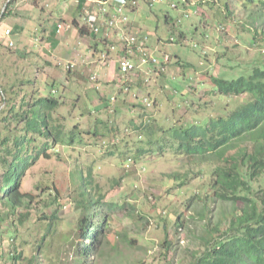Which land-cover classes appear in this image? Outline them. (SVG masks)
Returning a JSON list of instances; mask_svg holds the SVG:
<instances>
[{"label":"rangeland","instance_id":"1","mask_svg":"<svg viewBox=\"0 0 264 264\" xmlns=\"http://www.w3.org/2000/svg\"><path fill=\"white\" fill-rule=\"evenodd\" d=\"M10 1L0 0V83L9 100L0 112V134L13 143L21 129L46 127L40 112L34 113V122L18 121L11 108L16 104L19 109L25 99L34 97L63 98L58 114L67 125L58 140L38 138V148L49 147L48 153L36 154L24 170L21 190L32 195L16 211V218L29 212L25 223L16 227V242L28 259L16 264H28L31 258L36 264H77V250L92 236L85 235L78 223L85 209L79 203L82 191L94 202L102 199L99 210L110 213L113 221L109 238L87 255L86 264L188 262L204 245L206 220L198 214L203 201L190 198L209 192L197 175L209 167L165 147L164 155L150 153L134 163L130 159L137 157L138 150L154 146L151 132L140 137L134 128L150 113L162 126L160 136L193 102L204 119L220 95L213 91L217 88L213 78L237 79L251 64L264 67V0H163L153 5L141 0L136 11L128 10L129 24L149 37L158 55L170 56L165 74H153L141 86L147 76L122 73L111 41L80 36L74 19L84 24L85 12L78 0H14L4 15ZM57 24L63 28L56 32ZM8 28L12 34L4 37ZM140 87L143 95L151 91V98L157 100L154 108H144L143 96H135ZM187 113L188 120L199 115ZM28 135L26 140L38 136ZM175 172L188 173L189 185L176 187L170 177ZM170 186L172 198L165 193ZM224 204L209 198L214 220L223 214ZM14 210L0 200V216L5 217L0 220V264L9 261L7 253L1 256L12 242L6 232L13 215L7 212ZM171 212H184L183 226ZM89 216L90 224L101 222L93 211ZM166 239L171 243L166 244Z\"/></svg>","mask_w":264,"mask_h":264},{"label":"trees","instance_id":"2","mask_svg":"<svg viewBox=\"0 0 264 264\" xmlns=\"http://www.w3.org/2000/svg\"><path fill=\"white\" fill-rule=\"evenodd\" d=\"M13 1H10L4 15ZM78 3L84 12L91 10V8L92 11L100 9V4L90 0H78ZM149 4L151 3L149 2ZM128 5V10L134 12L138 9L139 3H129ZM172 7L176 8L177 5L173 4ZM74 25L78 27L81 37L88 36V39L99 40L103 43L111 41L118 48L117 52L122 53L124 51L122 47L120 48L117 36L109 40L106 36L99 35L93 28L79 24L76 19H74ZM127 29L130 31L137 30L131 24L127 25ZM58 30L57 24L56 32ZM102 32H105V30H102ZM255 38L256 40L258 39L257 36ZM97 44L98 42L95 45ZM158 52L159 50L157 49V55ZM158 57L162 64L158 63L155 69L158 70V75L160 76L165 74L166 67L170 63V56L169 60L165 61V55H158ZM119 69L121 71L120 66ZM140 71V69L135 70L137 74H140ZM143 79L140 86L146 85L144 84L146 81ZM213 79L217 86V88H213V91L217 94L219 92L220 95L218 94L217 96L218 103L216 106L211 105L212 110L207 114V117L203 119L202 114L194 108L193 104L195 102L190 103L188 108L181 113V117L175 125L164 128L161 131L162 134L158 136L162 126L160 128L157 125L154 115L149 113L145 116L146 119L143 116L141 123L138 122L134 129L139 131L140 137H142L141 134L144 132H151L150 143L154 146L148 150H138L137 157L130 160H133L134 163L139 162L143 156L146 158L150 153L162 156L164 155L162 148L165 147V150H177V154L181 158H189L199 164L208 165V169L204 170L201 168L197 175H201L200 179L204 180L203 186H206L209 192L206 196L195 193L190 198V201H194L197 198L203 201V206L198 211V214L202 219L206 220L207 227L205 235L202 237L204 245L200 249L195 250L192 258L185 264H264V67L251 64V67L244 71V75L237 79ZM0 88H2L1 83ZM125 88L128 89V87ZM142 89L140 87L139 92L135 96L137 98L143 96L144 108H154L157 100L151 98V91L143 95ZM1 90L3 91V89H0V112L5 101H9L7 96H5V92L3 91V94ZM145 97L152 100L151 105H147L144 102ZM111 98L115 99L117 96ZM112 99L109 98V102ZM63 105V98L51 96L34 97L30 101L25 99L19 109L14 104V107L11 108L16 112L15 117L18 118V121L34 122L35 120H31L34 113L38 115L40 112L46 127L37 129L33 125L30 130L21 129L13 143L9 141L8 137L3 138L0 134V170H2L0 200L5 206H9L13 210L16 209L7 212V216L13 215V219L8 224L10 228L6 232L12 238V242L9 244L7 252L4 251L1 257L4 258L7 253L8 259L12 264H16V261L19 260L28 259L26 250L19 251L16 242L18 239L16 227L17 225H23L29 216V212L22 211L21 215L16 218V211L17 209H23L24 203H27L26 197L32 195L21 190L23 173L25 169L32 165V160L36 154H46L49 149V147L39 149L40 141L38 138L46 136L47 138L54 137V140H58L59 135L64 133L67 126L64 123L65 117L58 114L59 109ZM36 106H38L39 110ZM189 110H192V113L199 114L198 117L188 120L187 112ZM115 111L113 109L111 113ZM186 121L188 124H185ZM31 132L37 133L38 136H33L26 140L29 137L28 133ZM24 141H29V145L21 146L20 143ZM146 152L148 154H145ZM170 177L174 182L178 183L176 187L180 189L185 185H189L188 180L190 178L188 173L175 172L170 174ZM172 189L174 188L170 186L165 192L169 198L174 195ZM81 196L79 203L85 209L78 223L81 224L82 229L84 228L85 235L91 232L92 236L89 244L77 250L74 262L86 264L87 255L96 251L98 245H101L109 238L113 221L110 213L99 210L101 207L100 203H103L102 199L94 202L90 196H87V191H82ZM210 197H213L214 200L219 199L226 205L225 210L222 211L223 214L217 220H214L210 215L212 211V208L209 207ZM90 211H93V216L98 220L101 219V222L90 224L92 221L91 216H89ZM183 213L172 214L171 212L170 216L175 218L177 216L176 221L183 226ZM0 220L4 221L5 217L1 215ZM52 223V221L49 222V230ZM91 228L93 231H90L92 230ZM46 235L43 236V239H45ZM169 242V240H165L166 244ZM42 246V244H39L38 249L40 252L42 251ZM6 261L9 262L8 260ZM7 262L5 263L8 264ZM28 264L36 263L31 258Z\"/></svg>","mask_w":264,"mask_h":264},{"label":"built area","instance_id":"3","mask_svg":"<svg viewBox=\"0 0 264 264\" xmlns=\"http://www.w3.org/2000/svg\"><path fill=\"white\" fill-rule=\"evenodd\" d=\"M97 1L100 4V9L86 10L84 15V24L89 28H93L99 35L106 36L109 40L117 36L120 42V48L124 49V53L117 52L118 48L111 44V50L118 53L119 66L122 73H134L136 69H140L145 76V81L148 82L153 74H158L155 66H158L160 59L157 55V48L153 46L147 35L138 33L137 31H130L127 29L130 17L127 13L128 4H138L139 0H90ZM152 5L163 0H148ZM173 6V5H172ZM103 13V14H101ZM62 29V24L58 25ZM105 30V32H102ZM12 34L10 28L5 30L4 37ZM9 46H15L13 41H9ZM115 57V56H114ZM106 60L108 59L105 58ZM113 59V55H112ZM112 59L110 61H112ZM169 60V56L165 55L164 61ZM109 62V59L107 60ZM162 62L160 63V65ZM1 89V88H0ZM1 92H3L1 90ZM144 102L147 105L152 104V100L145 97Z\"/></svg>","mask_w":264,"mask_h":264}]
</instances>
